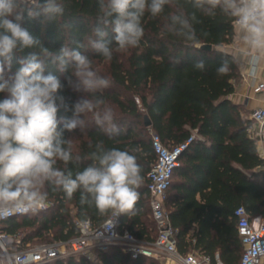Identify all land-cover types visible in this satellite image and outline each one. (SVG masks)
<instances>
[{"label":"trees","instance_id":"trees-1","mask_svg":"<svg viewBox=\"0 0 264 264\" xmlns=\"http://www.w3.org/2000/svg\"><path fill=\"white\" fill-rule=\"evenodd\" d=\"M180 2L187 12L195 11L184 0ZM174 10L166 7L165 14ZM96 16V0H66L65 14L55 23L42 26L38 21H26L24 25L53 50L62 44H85L81 51L110 80V86L97 95L113 109L120 134L109 138L95 125L91 114L85 117L87 126L83 131L65 133L72 138L74 155L81 157L80 169L92 163L88 159L90 143L103 140L108 148L137 150L143 177L138 189L140 198L134 215L121 214L119 229L154 242L158 229L147 189V174L156 161L152 133L167 146L180 144L196 133L194 143L180 158L165 203L177 231V248L182 254L193 251L208 256L213 264H217V257L223 264H239L243 247L235 210L244 206L251 217L264 220V159L256 140L249 135L252 121L245 118L244 107L229 99L241 77L239 60L225 49L235 41L234 22L220 15L210 18L196 12L199 22L194 27L199 44L191 46L161 30L163 17L146 15L140 46L114 51L113 59L105 61L87 47L88 39L94 38ZM208 45L212 48H205ZM225 59L230 71L218 75L216 69ZM197 60H204V71L193 67ZM17 68L14 63L12 73ZM47 71L56 73V68L49 65ZM62 94L68 104L81 95L68 88ZM69 115L63 108L58 112V117ZM146 116L152 122L150 127L146 126ZM68 167L76 170L73 164ZM48 202L49 211L10 218L2 223L1 231L10 235L24 232L26 241L48 243L76 236L78 222L89 220L97 227L108 217L82 208L79 193L69 200L62 192L49 189ZM50 264L160 262L156 258L134 259L122 247L112 246L98 252L96 262L71 256Z\"/></svg>","mask_w":264,"mask_h":264},{"label":"clouds","instance_id":"clouds-1","mask_svg":"<svg viewBox=\"0 0 264 264\" xmlns=\"http://www.w3.org/2000/svg\"><path fill=\"white\" fill-rule=\"evenodd\" d=\"M184 4L195 11L187 12L180 0H96L94 38L88 39L87 47L105 61L113 59L114 51L139 47L146 15L163 17L165 34L195 46L199 44L196 12L210 18L220 15L234 22L248 74L255 78L264 64V0H184ZM166 7L175 10L165 14ZM65 9L66 0H0V219L45 208L49 189L69 200L79 193L82 208L102 217L137 211L143 181L137 150L108 148L103 140L90 143L92 163L81 170V157L74 155L71 136H65L83 131L89 114L109 138L120 134L113 109L97 95L110 80L81 51L85 44H62L53 50L24 26L26 21L55 23ZM14 63L18 68L12 73ZM49 65L56 73L47 71ZM193 67L204 71L206 65L197 60ZM229 71L227 59L216 69L218 75ZM65 88L81 95L68 104L62 94ZM62 108L70 115L58 117Z\"/></svg>","mask_w":264,"mask_h":264},{"label":"built area","instance_id":"built-area-1","mask_svg":"<svg viewBox=\"0 0 264 264\" xmlns=\"http://www.w3.org/2000/svg\"><path fill=\"white\" fill-rule=\"evenodd\" d=\"M235 25V24H234ZM254 92L264 95V82H257ZM252 125L249 135L256 140L260 156L264 159V106L252 110L250 115ZM197 135L193 133L184 142L167 146L161 138L152 133V143L156 154V161L147 174V189L150 194L152 215L158 229V236L154 242H147L137 238L129 231L119 229L121 215L110 216L100 226H93L89 220L78 222V234L68 240H58L48 243H31L25 240V233L10 235L0 229V264H50L58 260H65L71 256H83L90 261H97L100 251L112 246H120L132 258H156L164 255L175 264H213L208 256H201L196 252L182 254L177 248V231L172 227L169 213L166 210L168 191L180 158L194 143ZM51 209L47 202L45 208L38 212ZM29 213L14 212L10 218H18ZM238 235L241 239L243 252L239 264H264V220L253 218L244 206L235 210ZM217 264L223 262L217 257Z\"/></svg>","mask_w":264,"mask_h":264},{"label":"crops","instance_id":"crops-1","mask_svg":"<svg viewBox=\"0 0 264 264\" xmlns=\"http://www.w3.org/2000/svg\"><path fill=\"white\" fill-rule=\"evenodd\" d=\"M225 49L239 60L241 71V77L235 84V92L229 96V99L235 104L242 105L246 112L245 118L250 119L253 109L259 106H264V95L255 93L253 89L257 82H264V64L261 65L260 70L258 71L255 78L249 76L245 49L240 44L237 29L234 43L232 45L226 46ZM258 151L260 152L259 146ZM173 181H175V174ZM167 264L175 263L168 260Z\"/></svg>","mask_w":264,"mask_h":264},{"label":"water","instance_id":"water-1","mask_svg":"<svg viewBox=\"0 0 264 264\" xmlns=\"http://www.w3.org/2000/svg\"><path fill=\"white\" fill-rule=\"evenodd\" d=\"M205 48H207V49H211L212 46H211V45H208V46H206ZM145 123H146V126H147V127H150V126L152 125V122H151L149 116H146V117H145Z\"/></svg>","mask_w":264,"mask_h":264},{"label":"rangeland","instance_id":"rangeland-1","mask_svg":"<svg viewBox=\"0 0 264 264\" xmlns=\"http://www.w3.org/2000/svg\"><path fill=\"white\" fill-rule=\"evenodd\" d=\"M158 259L160 264H167L168 262L167 258L164 255H160Z\"/></svg>","mask_w":264,"mask_h":264}]
</instances>
